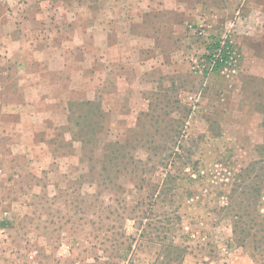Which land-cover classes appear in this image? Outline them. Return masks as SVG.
Listing matches in <instances>:
<instances>
[{"label":"rangeland","instance_id":"obj_1","mask_svg":"<svg viewBox=\"0 0 264 264\" xmlns=\"http://www.w3.org/2000/svg\"><path fill=\"white\" fill-rule=\"evenodd\" d=\"M6 17L33 49L95 24L109 65L76 80L93 104L68 133L3 137L5 264H264V0H0ZM214 39L235 61L205 75Z\"/></svg>","mask_w":264,"mask_h":264},{"label":"crops","instance_id":"obj_2","mask_svg":"<svg viewBox=\"0 0 264 264\" xmlns=\"http://www.w3.org/2000/svg\"><path fill=\"white\" fill-rule=\"evenodd\" d=\"M90 26L87 32L76 29L70 38L57 29L54 42L58 45L51 43L52 34L44 28L45 45L33 49L37 45L35 40H28L27 31L11 24L9 17L0 20V143L8 148L10 141L7 137L3 140L5 136L38 134L57 126L65 131L75 116L73 107L90 102L78 98L76 80L93 76L99 62L104 69L109 65L103 52L102 57H95L89 40L93 41L97 32L95 24ZM105 37L110 38L109 34ZM78 55L86 69L82 75L77 67ZM25 146L29 149V144L21 148Z\"/></svg>","mask_w":264,"mask_h":264},{"label":"trees","instance_id":"obj_3","mask_svg":"<svg viewBox=\"0 0 264 264\" xmlns=\"http://www.w3.org/2000/svg\"><path fill=\"white\" fill-rule=\"evenodd\" d=\"M206 50H207V54L205 55V58L207 59L208 63H210L212 65V67L210 70L204 71L205 75H208L209 72H212L213 74L219 73L223 68L229 67L230 63H232L231 66L233 67V61L232 60H234V58H235V56H234L235 51H234L233 45L229 41L214 39L206 47ZM92 104H93L92 102H87L84 105L89 106ZM80 105H83V104H80ZM168 175H169V173H168ZM163 181H164V183L167 182V181H165V179ZM157 191H158V189H157ZM166 191H167V189L162 188L161 191L159 192V196L165 194ZM159 196H157L156 198H159ZM236 231H237V228H236ZM242 232L245 233L246 230L243 229Z\"/></svg>","mask_w":264,"mask_h":264},{"label":"built area","instance_id":"obj_4","mask_svg":"<svg viewBox=\"0 0 264 264\" xmlns=\"http://www.w3.org/2000/svg\"><path fill=\"white\" fill-rule=\"evenodd\" d=\"M232 61H233V64H234L235 59L232 60ZM231 65H232V63H230L229 68L232 67ZM8 217H9V212L8 211L3 212V217L2 218L4 220H7ZM7 228H8L7 223L0 222V236H3V234L7 231ZM1 241L3 243H5L7 241V237L4 236ZM26 262L28 264H40L39 261H38V259H37V255L34 252H29L27 254V256H26ZM0 264H5V261L2 258V254L0 255Z\"/></svg>","mask_w":264,"mask_h":264}]
</instances>
